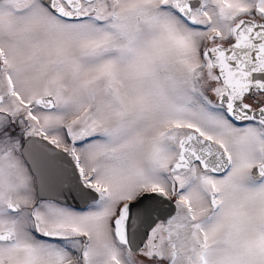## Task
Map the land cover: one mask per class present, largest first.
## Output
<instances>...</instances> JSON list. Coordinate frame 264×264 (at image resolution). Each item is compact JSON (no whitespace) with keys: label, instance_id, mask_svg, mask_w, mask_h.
<instances>
[{"label":"snow or ice","instance_id":"6c2138e0","mask_svg":"<svg viewBox=\"0 0 264 264\" xmlns=\"http://www.w3.org/2000/svg\"><path fill=\"white\" fill-rule=\"evenodd\" d=\"M0 264H264V0H0Z\"/></svg>","mask_w":264,"mask_h":264}]
</instances>
